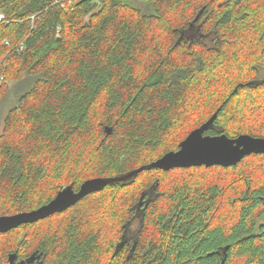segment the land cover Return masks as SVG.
I'll use <instances>...</instances> for the list:
<instances>
[{
    "label": "trees",
    "instance_id": "obj_1",
    "mask_svg": "<svg viewBox=\"0 0 264 264\" xmlns=\"http://www.w3.org/2000/svg\"><path fill=\"white\" fill-rule=\"evenodd\" d=\"M68 1L0 0V104L15 96L0 131V216L127 176L218 110L206 135L264 138V0ZM12 254L13 264H264V154L146 169L0 234V264Z\"/></svg>",
    "mask_w": 264,
    "mask_h": 264
},
{
    "label": "water",
    "instance_id": "obj_2",
    "mask_svg": "<svg viewBox=\"0 0 264 264\" xmlns=\"http://www.w3.org/2000/svg\"><path fill=\"white\" fill-rule=\"evenodd\" d=\"M219 110L201 127L193 130L188 137L181 143L178 151H172L152 163L136 169L124 177L117 178H94L85 181L78 191L71 187L61 190L49 203L33 211L20 212L14 215L0 216V234L8 233L16 228L33 224L46 219L54 214L63 213L71 207L77 205L90 194L102 191L109 184L125 181L146 169H160L170 171L176 168L191 167H231L240 163L245 157L252 154H264V138L251 135H240L237 138H230L226 135L211 136L206 135L214 125ZM108 135L112 133V128L107 127ZM192 141L197 143L211 144L214 148L204 150L199 147H193L185 151L184 145ZM10 264L17 260V255L12 254L9 258ZM33 261V257L31 258ZM226 259L221 264H225Z\"/></svg>",
    "mask_w": 264,
    "mask_h": 264
},
{
    "label": "rangeland",
    "instance_id": "obj_3",
    "mask_svg": "<svg viewBox=\"0 0 264 264\" xmlns=\"http://www.w3.org/2000/svg\"><path fill=\"white\" fill-rule=\"evenodd\" d=\"M13 93L9 96V99L7 98L0 104V131L2 130V127L4 125V120L5 117L7 116L8 111L12 109L14 106L12 101H15V96ZM133 229H135V227L132 228V230Z\"/></svg>",
    "mask_w": 264,
    "mask_h": 264
},
{
    "label": "snow or ice",
    "instance_id": "obj_4",
    "mask_svg": "<svg viewBox=\"0 0 264 264\" xmlns=\"http://www.w3.org/2000/svg\"><path fill=\"white\" fill-rule=\"evenodd\" d=\"M183 147H184L185 151H188L193 147H199V148H202L204 150H209V151H211L214 148V146L211 144L197 143L196 141H192L189 144L184 145Z\"/></svg>",
    "mask_w": 264,
    "mask_h": 264
},
{
    "label": "built area",
    "instance_id": "obj_5",
    "mask_svg": "<svg viewBox=\"0 0 264 264\" xmlns=\"http://www.w3.org/2000/svg\"><path fill=\"white\" fill-rule=\"evenodd\" d=\"M73 0H69L68 2L69 3H72ZM91 1H94V2H97L98 0H91ZM1 20H2V16H0V23H1ZM6 44H9L8 42H6Z\"/></svg>",
    "mask_w": 264,
    "mask_h": 264
},
{
    "label": "bare ground",
    "instance_id": "obj_6",
    "mask_svg": "<svg viewBox=\"0 0 264 264\" xmlns=\"http://www.w3.org/2000/svg\"><path fill=\"white\" fill-rule=\"evenodd\" d=\"M71 4V3H70ZM0 16H2V20H1V23H2V21H3V19H4V15H0Z\"/></svg>",
    "mask_w": 264,
    "mask_h": 264
}]
</instances>
